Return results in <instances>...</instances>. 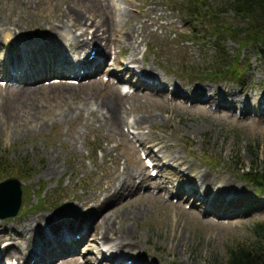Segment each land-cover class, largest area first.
I'll list each match as a JSON object with an SVG mask.
<instances>
[{
  "label": "rangeland",
  "instance_id": "1",
  "mask_svg": "<svg viewBox=\"0 0 264 264\" xmlns=\"http://www.w3.org/2000/svg\"><path fill=\"white\" fill-rule=\"evenodd\" d=\"M181 1L185 0H0V77L4 80L8 76L3 65L14 54L9 47L33 40L31 44L37 45L38 38L53 37L55 27L63 23L65 29L54 37L57 54L64 47L59 71H66L79 56L87 55L89 46L81 50L82 39L93 42L94 36H104L101 46L105 44L108 53L100 73L112 72L109 61L115 60L114 70L120 72L123 80L132 81L127 84L130 93L141 79L159 78L165 86L160 98L147 87L121 95V86H112L101 76L76 85L60 80L53 84L77 87L96 83V96L64 102L42 99L41 94L14 96L10 87L18 83L8 81L6 86H0V181L10 175L18 178L25 186L26 197L23 212L14 218L0 219V224L16 228L41 214L64 220V215L74 209L84 213V200L98 196L112 181L125 183L134 178L138 187L110 201L100 213L113 222L114 228L131 225V238L138 241L132 253L139 252L147 262L226 264L230 247L255 243L254 227L264 224V191L239 179L238 170L251 164L264 170V110L259 117L246 111L241 116L231 114L224 105L240 109L243 105L239 100L247 95L248 109L260 107V100L264 102V57L260 58L252 47L242 50L241 71L247 70L238 83L211 82L203 80L201 74H188L192 67L203 70L211 66L217 47L234 58L240 46L226 35H221L224 41L219 46L215 28L220 21L232 27L245 22L236 19L232 10L215 13L226 10V0H205L209 8L195 12L201 21L194 22L183 13ZM110 9L117 25L123 28L120 34L112 28H105L104 32L99 27V17L110 18ZM74 36L79 38L77 45H73ZM132 37L133 45L128 42ZM121 61L132 62L139 75L124 71L119 66ZM24 63L25 60L20 62ZM52 77L60 79L61 75L45 74L26 87H49L51 84L45 83ZM200 87L211 88L210 103L222 107L213 111L205 104L190 105L189 99H182L180 94L186 89L190 99L203 98L205 92L194 95ZM222 89L233 96H221ZM115 91L122 97L116 109L124 120L118 129L104 124L101 112L92 113ZM139 119L141 125H134ZM140 142L152 149L155 159L165 160L158 166L162 169L156 179L148 180L140 162ZM212 161L220 166L214 167ZM7 164L10 167L3 170L1 165ZM200 173H207L214 180L202 182ZM184 176L191 178L203 194L205 191L203 197L207 195L209 199L217 194L220 199L230 195L234 200L210 205L212 215L206 216L205 207L197 205L202 200L186 198L180 190L181 185H191L181 179ZM169 195L179 196L182 201L174 202ZM124 211L126 215L122 217ZM132 212L139 215L135 224ZM223 213L228 217H217ZM91 225L93 228L80 241L73 257L95 264L109 253L101 249L114 248L115 241L110 231V242L106 243L109 245L103 243L105 224L101 219H93ZM75 233L71 236L78 235ZM9 237L5 235L0 240V249L2 244L23 242Z\"/></svg>",
  "mask_w": 264,
  "mask_h": 264
},
{
  "label": "bare ground",
  "instance_id": "2",
  "mask_svg": "<svg viewBox=\"0 0 264 264\" xmlns=\"http://www.w3.org/2000/svg\"><path fill=\"white\" fill-rule=\"evenodd\" d=\"M108 11L110 18H104L103 16H100L98 20V23H100L99 27H102L101 29L104 28V32L105 28L108 31L110 28H112L117 34L122 33L121 30L123 28L117 25L113 16L112 9ZM124 15H126V13H124ZM65 27L66 25L63 23L56 26L55 29H57V31L54 33L58 34V32L63 31ZM55 34H52L53 37L38 38L37 45L31 44L35 41L33 40L31 42L25 41L20 44H16L13 47H9L10 51H12L14 54L9 59V62L7 64H4L3 66L6 70L7 76H10L11 73L16 74V77H14L16 79H14V81H11L20 84L18 86L10 87L11 91L9 92H12V95L15 94L14 96L17 97H29L36 94H41L42 99H52L56 102L75 100L77 98H81L82 96L88 95L96 96V83L79 85L77 87L54 84L50 85L49 87H26L29 85L30 81L40 78L42 75H45L46 72L52 73L57 71L58 73H60L59 67L62 63V58L60 57V55L63 53L64 47H62L60 53L57 54L55 49L56 46L54 44ZM80 36L82 37V34ZM103 39L104 36L103 38H95L94 36V38H92L93 42H88L87 40L82 39V46H80L81 50H84V48L91 46L93 48H96L98 50L97 55L100 58L104 59L108 51L105 44L101 46L102 41L104 42L105 40ZM76 40H79V38L77 36H74L73 45H77ZM128 42H130L132 45L135 43V41H133V37L132 40ZM37 48L41 49L37 50ZM51 51H53V53L57 55L54 56ZM24 60L25 63L20 64V62ZM54 63V68L56 70H52V65ZM87 65L88 67L94 66L93 63H88ZM70 70L71 69L67 67L65 72H70ZM158 79L152 78L149 81H145L144 79H142L141 85H145L149 89L154 90L153 95L161 98L165 92V86L163 80ZM22 83L24 85H21ZM209 89L210 88L207 87H200V90H197L194 93H203L205 90L208 91ZM241 92L242 90L240 91V94ZM115 94L113 92L109 93L108 97H106V100L97 106L98 110L93 111L92 113L94 115H97L98 112H101L103 117L102 122L118 129L124 120L120 115H118L116 109L117 101L118 99H122V97L120 94L117 95L116 91ZM223 95L226 97L233 96L228 91H223ZM247 97L248 96L246 95L244 96V98L239 100V103L243 104V109L249 108L248 106H246L249 103V101H247ZM141 123L142 122L139 119L134 123V125L140 126ZM181 179L191 181V178L187 179V176H184ZM200 180L205 183H210L214 179H212L211 181V177L207 173H200ZM142 182L147 183L144 178H142ZM137 187L138 185L134 183V178L125 183L121 182L120 180L117 183L112 181V185L107 186V188L105 189H102L98 196H92L88 200H84L83 206H87L84 213H80L77 209H74L73 212L69 214L66 213L64 215L67 216V218H64V220L61 219L60 221H58V218H56L55 216H52L50 214H41L40 216L32 217L24 224L17 225L16 228L14 226H6L5 223L0 224V240H2L5 235H10L11 237L14 236L15 238L23 241H19L18 245H11L12 242L9 244H5L3 249H0V263L3 264L2 261L4 258H6L9 263H11L12 260H18L17 262L19 264H88V262H79L76 258L73 257V255H75L79 251L78 246L80 242L72 241L71 234H74V231H76L80 235V238L85 237L88 231L93 228V226L91 225L92 220L98 218L101 219L105 224V231L104 235L102 236V239H104L103 243L110 242L111 237L109 235V232L111 231L112 236H114V241L117 248L113 251V253L109 254L108 258L102 257V259L95 264H101V261H103L102 264H127V258L131 257L129 253H131L133 256L132 258L134 260V264H137L138 262H140L141 264H145L147 262V258H144L139 252L132 253L135 247L138 245V241L131 238V225L127 223V225H125L121 229L114 228L113 222L110 223V220L108 221V219L103 217V215L100 213L101 210L104 209V207L108 203H110V201L124 195L125 193L129 194V191L131 189H136ZM180 190H185V187H181ZM186 190L191 193L192 196H195L202 200V203L197 205L205 207L204 214L206 216L212 215L210 205H223L226 201H229V198L223 197L217 199V196H213L211 198L212 201H209L211 199H206L205 197H203L205 191L203 194L202 191L199 192L192 186L187 187ZM125 215L126 213L122 214L121 216L124 217ZM228 215L225 216V214H222L220 217H228ZM138 216L139 215L137 212H132V219L134 221V224L137 221ZM63 227L67 228V230H65ZM114 230H116V232H114ZM11 237H9V239L12 240ZM92 242H95V240L92 239ZM117 252H119V254H116ZM59 259H61V261H59ZM147 263L152 264V262Z\"/></svg>",
  "mask_w": 264,
  "mask_h": 264
},
{
  "label": "trees",
  "instance_id": "3",
  "mask_svg": "<svg viewBox=\"0 0 264 264\" xmlns=\"http://www.w3.org/2000/svg\"><path fill=\"white\" fill-rule=\"evenodd\" d=\"M189 1L187 8L191 13H195L196 10L200 11L203 6H207L205 0ZM195 3L196 6H194ZM226 8L232 10L236 17L243 18L248 23L244 27H238V29L231 25H221L219 29L224 28L223 31L221 28V32L239 40L241 47L254 45L259 54L264 55V0H226ZM219 29L217 32L220 31ZM218 41L221 42L222 39H218ZM221 60L220 57L219 61ZM232 71L230 64L217 62L216 67L209 70L208 76L210 75L213 79L224 78L231 75ZM9 167L10 165L7 164L6 169ZM242 169L245 170V167ZM246 172L249 175L245 174V176L250 183L264 187V170L261 171L258 167L251 166ZM253 234L255 237L254 244L237 243L228 249L226 264H264V224L255 225Z\"/></svg>",
  "mask_w": 264,
  "mask_h": 264
},
{
  "label": "water",
  "instance_id": "4",
  "mask_svg": "<svg viewBox=\"0 0 264 264\" xmlns=\"http://www.w3.org/2000/svg\"><path fill=\"white\" fill-rule=\"evenodd\" d=\"M23 204L24 187L17 179H9L0 183V218L19 214Z\"/></svg>",
  "mask_w": 264,
  "mask_h": 264
}]
</instances>
